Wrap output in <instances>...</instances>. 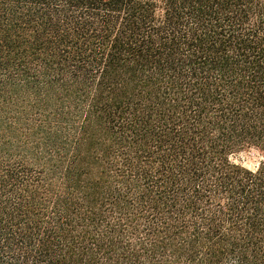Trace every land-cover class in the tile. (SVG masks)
<instances>
[{
  "label": "trees",
  "instance_id": "trees-1",
  "mask_svg": "<svg viewBox=\"0 0 264 264\" xmlns=\"http://www.w3.org/2000/svg\"><path fill=\"white\" fill-rule=\"evenodd\" d=\"M0 264H264V0H0Z\"/></svg>",
  "mask_w": 264,
  "mask_h": 264
},
{
  "label": "rangeland",
  "instance_id": "rangeland-1",
  "mask_svg": "<svg viewBox=\"0 0 264 264\" xmlns=\"http://www.w3.org/2000/svg\"><path fill=\"white\" fill-rule=\"evenodd\" d=\"M233 162L249 170H255L259 163V154L251 148L238 151L233 157Z\"/></svg>",
  "mask_w": 264,
  "mask_h": 264
}]
</instances>
